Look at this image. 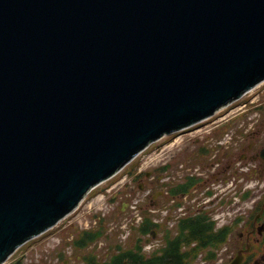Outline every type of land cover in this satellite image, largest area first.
<instances>
[{"label":"water","instance_id":"1","mask_svg":"<svg viewBox=\"0 0 264 264\" xmlns=\"http://www.w3.org/2000/svg\"><path fill=\"white\" fill-rule=\"evenodd\" d=\"M262 82L264 0H0V264Z\"/></svg>","mask_w":264,"mask_h":264},{"label":"rangeland","instance_id":"2","mask_svg":"<svg viewBox=\"0 0 264 264\" xmlns=\"http://www.w3.org/2000/svg\"><path fill=\"white\" fill-rule=\"evenodd\" d=\"M248 100H250V102L245 105V102ZM226 122H230V126H225L224 131L217 137L214 136V131H209L211 128H214L213 126L215 124H225ZM256 122H264V82L258 84L253 90L249 91L243 99L231 103L221 111H218L214 116L182 132H177L170 138L165 137L155 144L150 145L146 151L141 153L130 165L120 172L118 176L94 187L82 201L78 209L63 218L55 227L44 235L31 240L18 249L5 264H12L17 260H22L23 264H78L79 262L76 263L74 258L81 256L83 253L84 255L89 253L96 254L101 260L108 259L112 255H118L128 248L130 249L131 247L137 246L136 242L139 236L148 237L150 235V233L137 234V237L133 239L136 236V230L144 221V216L146 215L151 217L154 223L160 224L161 221L164 222V228L160 230L156 238H152L150 243H144L145 238H143L142 244L139 242L141 246L140 251L147 256H150L155 251L160 252L161 246H164V248L166 247L167 237L173 238L179 235L180 222L177 221V218L180 216L181 210L180 207L179 210L176 209V205L174 206L171 203L169 206H174L173 210L169 207L166 210L163 209V212L160 210L158 212L148 211V208L152 210L150 205L151 201L149 199L152 188L148 185L145 189L139 187L140 190L138 191L137 184L140 183L139 180L141 179V175L138 176V173H144L145 170L150 168L148 166L153 162L155 165L169 164V172L173 175L169 186L173 184L177 186L189 172H201L200 165L202 162L199 163V160L196 158H194V161L189 159V165H186L188 158L184 154L183 148L180 147L181 144L187 142L184 140L187 138H193L194 140L200 138L201 140H206L208 136H210V144L216 146V148L228 144L231 145L230 149L234 152L240 147L238 142H241L247 137V130L254 128L253 126ZM185 131L188 132L182 134ZM179 134H181V136H177ZM205 163L206 162H204V164ZM137 166L138 170L136 169ZM205 174H209V171ZM137 181H139V183ZM249 182L254 183L256 180L252 179L249 180ZM226 186L227 187H225V190L222 192H229L233 201H235V199L238 200L239 196L243 195L241 194L243 191L239 190V186L236 187L235 184ZM248 188L250 189L251 187ZM222 192H219L216 199L217 204L221 199L219 196H221ZM134 197L137 199L133 201L132 207L129 208L128 206L126 211L123 212V204L126 201L130 202ZM175 199L178 200L177 205H179L178 197ZM187 199L186 206L190 207L185 211L188 214L190 213L189 216L192 215V217H196V207L194 206L195 198L192 199V197H188ZM248 203L247 210H250L252 206L250 198ZM226 204L227 203L224 202L223 199L221 206L219 202L215 210L213 208L206 209L205 214L208 216L207 221L213 220L217 223L218 227H221L228 224L230 220L235 219L236 215H238L241 210H225L224 207H226ZM243 213H245V209H243ZM169 214L172 215L171 218H168ZM234 226L235 225H232V229ZM102 227L105 228V233L102 238L90 243L86 249H77L75 244H73L75 238H77L76 234L78 231L98 230ZM194 230L200 232L202 228L195 227ZM228 241L231 243V248H233L237 239L234 240L232 237V240L229 239ZM185 246L186 248L182 249L183 251H188L193 245L192 242H190L185 244ZM223 247L224 246L221 244L217 247L202 249L199 255L194 258L193 264L229 263L233 254L230 252L226 253ZM209 252H215L214 259L211 261L208 258ZM238 256L242 257V259L244 257L243 254H238L236 257ZM236 257H234L231 263ZM70 259L72 260L70 261ZM223 259H225V261Z\"/></svg>","mask_w":264,"mask_h":264},{"label":"flooded vegetation","instance_id":"3","mask_svg":"<svg viewBox=\"0 0 264 264\" xmlns=\"http://www.w3.org/2000/svg\"><path fill=\"white\" fill-rule=\"evenodd\" d=\"M225 126H230V122L215 124L214 128L209 131H214V136L217 137L224 131ZM253 127L251 130H247V137L238 142L240 147L234 152L230 149L231 145L228 144L219 146V149L216 148L210 144V136L206 140L200 138L184 140L187 142L181 144L180 147L183 148L184 154L188 158L186 165H189V159L194 161L196 158L199 163L202 162L200 165L201 172H189L177 186L175 184L172 185L173 187L169 186L173 177L169 172V164L155 165L154 162L148 166L150 168L144 173H140V183L137 181L139 183L137 184L138 191L140 190L139 187L145 189L148 185L152 188L149 194L151 206L162 212L163 209H168L171 203L176 205L175 208L178 210L180 207L182 215L180 214L177 218V221L180 222H178L179 232H184V238H190L191 235L196 236L192 241L193 247L200 246L204 249L222 244L226 253H232V259L227 264H230L238 254L244 256L241 264H264V122H256ZM177 136H181V134ZM204 162L206 163L204 164ZM207 171L209 174L206 175ZM252 179H255L256 182L250 183L249 180ZM232 184H235L236 187L239 186V190L243 191L241 193L243 195L235 201L232 200L229 192H222L227 187L226 185ZM219 192H222L219 196V198L221 197L220 206L224 199V202L227 203L224 207L225 210H241L235 219L221 227H218L213 220L208 222V216L205 214L206 209L213 208L215 210L216 205H219V202L217 204L216 201ZM176 197L179 199V205H177ZM188 197L195 198L196 217L189 216L190 213L185 211L190 207L186 206ZM249 198L252 201V206L250 210H247ZM174 206L170 207L171 210L174 209ZM243 209H245V213H243ZM171 217L172 215L169 214L168 218ZM163 223L161 221L159 226L154 228L156 230L155 236H153L154 232L152 231L149 237L156 238L160 230L164 228ZM232 225H235L233 229ZM195 227H200L202 230L196 232ZM232 237L234 240L237 239L233 248L228 241L229 239L232 240ZM202 243H206V245L204 246ZM183 248H186L185 243H183ZM209 253L208 258L211 261L214 259V255L212 257L210 255L215 252ZM223 260L225 261V259Z\"/></svg>","mask_w":264,"mask_h":264},{"label":"trees","instance_id":"4","mask_svg":"<svg viewBox=\"0 0 264 264\" xmlns=\"http://www.w3.org/2000/svg\"><path fill=\"white\" fill-rule=\"evenodd\" d=\"M185 224V223H184ZM156 225L152 222L151 217L145 216L144 223L136 230L137 234H147L152 232ZM105 233V228L102 227L98 230H82L78 231L74 240V244L77 249L84 250L87 246L102 238ZM170 234V232H169ZM168 234V235H169ZM195 235L190 238H184V232H179L173 238H166V247H160V252L155 251L150 256L140 251L139 242L142 241V236L138 237L137 249L136 246L122 251L118 255H112L108 259H100L96 254L84 253L82 261L84 264H122L124 261H128L129 264H193V260L197 257L202 248L200 246L190 247L188 251H183V243H190L195 239ZM204 246L206 243H202ZM121 247V246H120ZM214 254L210 255L212 257ZM12 264H23L22 260H17Z\"/></svg>","mask_w":264,"mask_h":264},{"label":"built area","instance_id":"5","mask_svg":"<svg viewBox=\"0 0 264 264\" xmlns=\"http://www.w3.org/2000/svg\"><path fill=\"white\" fill-rule=\"evenodd\" d=\"M247 103H245V105H246Z\"/></svg>","mask_w":264,"mask_h":264}]
</instances>
